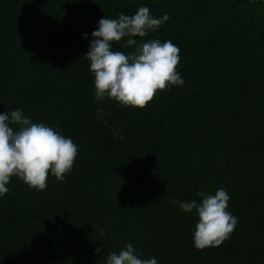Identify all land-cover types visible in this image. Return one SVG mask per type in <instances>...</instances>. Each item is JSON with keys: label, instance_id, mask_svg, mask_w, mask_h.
Instances as JSON below:
<instances>
[{"label": "trees", "instance_id": "obj_1", "mask_svg": "<svg viewBox=\"0 0 264 264\" xmlns=\"http://www.w3.org/2000/svg\"><path fill=\"white\" fill-rule=\"evenodd\" d=\"M142 5L170 20L135 39L177 45L185 84L142 109L97 101L83 34ZM17 108L78 154L43 191L11 177L0 264H106L129 242L159 264H264V0H0V113ZM220 188L238 224L198 250L174 201Z\"/></svg>", "mask_w": 264, "mask_h": 264}, {"label": "clouds", "instance_id": "obj_2", "mask_svg": "<svg viewBox=\"0 0 264 264\" xmlns=\"http://www.w3.org/2000/svg\"><path fill=\"white\" fill-rule=\"evenodd\" d=\"M170 20L167 13L154 17L147 6H139L134 15L118 14L117 19L104 16L89 38V49L84 57L90 61L89 71L94 76V98L115 100L124 107L144 108L152 101L157 90H171L183 86L185 80L177 72L180 50L170 40H137L150 32H157ZM125 47L133 51L117 50L115 44L126 38ZM15 126V128L13 127ZM78 145L71 137L44 123H34L22 109L0 113V198L9 191L12 176L20 178L30 188L47 189L51 173L63 182L73 168ZM201 199L174 201L180 210L192 213L197 222L192 231L193 246L198 250L219 247L230 239L238 224V217L229 210L230 194L220 188L215 194L203 190ZM104 235V233H102ZM97 253L102 247L95 249ZM106 264H159L153 256L141 259L132 243L119 253H109Z\"/></svg>", "mask_w": 264, "mask_h": 264}]
</instances>
